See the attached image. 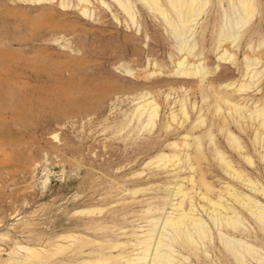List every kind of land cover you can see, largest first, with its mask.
<instances>
[{
  "label": "rangeland",
  "instance_id": "rangeland-1",
  "mask_svg": "<svg viewBox=\"0 0 264 264\" xmlns=\"http://www.w3.org/2000/svg\"><path fill=\"white\" fill-rule=\"evenodd\" d=\"M127 1L130 13L117 0H0V261L17 245H47L57 234L93 238L86 223L142 231L146 222L137 215L165 193L166 181L177 180L174 174L188 172L149 162L187 133L212 130L218 146L264 187V162L252 150V130L246 123L244 130L231 126L252 156L254 163L247 165L220 130L222 113L214 111L224 90L233 88H225L227 82L248 79L239 71L245 55L261 57L255 68L262 77L240 97L249 104L251 98L264 100V0H254L248 23L228 25L240 37L218 49L214 39L232 9L228 1L213 0L180 36L142 0ZM189 46H195L190 63L209 71L204 78L180 74L176 63ZM224 47L233 59H219ZM182 99L189 118L179 125ZM145 100L158 105L153 124L140 108ZM199 115L206 122L193 128ZM204 140L202 152L193 155L196 176L217 190L228 182L251 194L224 173L214 146ZM256 198L264 204V195ZM241 228L244 233L230 238L247 241L264 259V223L259 229L246 220ZM255 230L260 236H249ZM219 234L212 226L216 248L194 256L198 264H225Z\"/></svg>",
  "mask_w": 264,
  "mask_h": 264
},
{
  "label": "bare ground",
  "instance_id": "bare-ground-1",
  "mask_svg": "<svg viewBox=\"0 0 264 264\" xmlns=\"http://www.w3.org/2000/svg\"><path fill=\"white\" fill-rule=\"evenodd\" d=\"M226 1L232 5V9L224 13V27L220 28L214 39L216 49L222 46V42L229 41L230 46L240 37L233 36V32L228 27L230 23L237 25L241 23L243 26L255 13L254 0H217L220 4ZM117 2L127 13H130V3L127 0H117ZM142 2L148 8L157 11L172 28L173 33L180 36L186 33L187 26L191 27L192 23L198 20L204 8L214 1L142 0ZM185 46V43H181L179 49L183 51ZM251 47L252 45L249 44V48ZM194 48L195 46H189L186 49L187 55L180 57L176 65L182 75L204 78L209 73L208 69L204 65L191 64L188 60ZM233 56L234 54L224 47L219 59L229 60L233 59ZM260 58L245 55V67L239 68V71L242 77L248 79L239 83L227 82L225 88H233L230 92L224 90V95L214 104L215 113H222L223 123L219 125L220 130L226 135L225 139L230 147L242 157L241 162L243 160L247 165L254 163L252 156L242 138L232 130L231 126L234 123L244 130L246 123V126L252 130V150L264 162V100L251 98L249 104L250 99L240 97L262 77L260 70L255 68L260 63ZM205 95L203 94V99L207 97ZM153 102L154 100H145L140 105V108L147 111L148 124H153L158 114V105ZM178 112L183 116L179 125H183V122L189 118V107L185 99L181 100ZM171 113L172 120H177V113L175 111ZM205 122L204 115H199L193 128ZM207 130L203 135L191 136L187 133L181 142L172 141L167 144L170 147L168 153L159 152L150 160V164L156 163L158 167L167 171L188 172L182 176L179 173L174 174L173 178L177 180L166 181L165 193L148 202L146 209L137 215L146 222V228L142 231L138 230V227L142 226L129 224L110 227L102 223H86L87 229L92 231L93 238L67 232L57 234L47 245H17L16 250L12 248L13 251L15 250L13 253L10 252L12 250L9 251L11 256L1 260L0 264H198L194 256L208 255L209 248H216L215 241L210 240L212 226L220 230L218 239L228 254L225 255L224 261V250H221L223 263L226 264L231 259L236 264H250V260L255 259L263 264V257H259L251 244L230 237L245 232L241 226L246 220L254 222L259 229L261 228L264 223V204L256 197L264 195V187L259 186V180L253 176V172L247 170L246 166L238 164L231 155L219 147L213 131ZM204 138H208V143L214 146L215 158L223 165L224 173L234 182L249 188L251 194L228 182L224 183L222 189L217 190L210 180H206L201 175L199 178L196 176L198 161L196 163L193 161V155L202 152L203 145H206ZM168 208L171 210L167 211ZM202 212H205L208 218H204ZM253 235L258 237L260 232L255 230L249 234V236Z\"/></svg>",
  "mask_w": 264,
  "mask_h": 264
}]
</instances>
